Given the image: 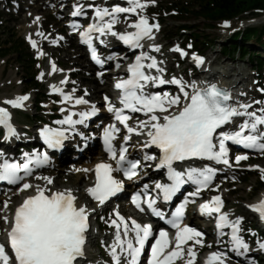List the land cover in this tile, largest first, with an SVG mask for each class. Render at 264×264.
<instances>
[{
  "label": "snow or ice",
  "instance_id": "snow-or-ice-1",
  "mask_svg": "<svg viewBox=\"0 0 264 264\" xmlns=\"http://www.w3.org/2000/svg\"><path fill=\"white\" fill-rule=\"evenodd\" d=\"M127 7L116 5L111 9L89 4V8L94 9L93 22L80 32L85 44L92 47V58L97 63L103 64L95 45L94 39H99L101 44L105 43L102 37L111 35L118 38L125 45L132 49H141L139 55L135 57L133 63L128 65L130 75L127 79L116 82L115 88L120 90L118 97L121 107L114 105L109 97L105 96L107 109L114 115V122L106 126L103 130V142L106 151L112 160L116 162V168L111 163L101 162L95 166V184L86 191L100 204L105 203L111 196L121 191L123 184L113 175L116 170H122L129 179L137 175L139 160H129L127 157V147L121 144L117 149L114 141L120 132L117 123L122 124L129 134H146L148 139L145 147L155 146L159 152V163L157 169H167V178L170 183L155 182V188L162 193V199L169 202L188 183L196 185V191L190 195H199L202 189H207L214 178L216 169L210 166L203 168L189 167L187 170H178L177 162H184L193 159L216 161L225 165L230 164L229 143L235 146H242L246 150H254L264 155V107L258 111L250 109L251 103H238L233 101L230 92L211 84L206 88H199L195 84L187 85L182 79L173 77L165 80L159 62L154 56L143 51L145 39H154V30L159 29L158 23H150L149 17L144 10L149 4H154L155 0H126ZM135 14L137 19L129 27L133 31L118 32L115 25L120 20V14ZM73 17L87 15L84 6L76 4ZM40 17H36L39 21ZM127 19V17H125ZM228 21L224 26H228ZM73 31H77L79 26L72 25ZM37 35L44 36V33L37 32ZM28 39L32 47L37 48V41L31 35ZM53 40L52 43H57ZM155 51L160 50L159 45H149ZM191 47V45H189ZM175 51L181 55L187 53L177 46ZM42 50L37 51V55H43ZM197 64H202L204 58L192 54ZM111 58V57H109ZM146 61H150L145 63ZM52 73L62 71L58 69L55 62L51 65ZM145 69L155 70L160 75H152ZM51 74V73H49ZM103 75V73H98ZM44 73L41 72L42 79ZM67 78L60 81L66 84ZM175 84L179 86L182 96L172 95L164 92H148L149 85ZM52 92L62 96L61 103L69 102L73 105L88 104L83 97H75L73 92L67 93L63 87L56 84L50 85ZM187 87H191L189 92ZM264 92V89H261ZM28 95L17 96L14 99L5 101L8 105L16 108L25 107V102L29 100ZM183 104L181 105V100ZM253 103H261L254 101ZM141 112L147 119L138 120L136 126L128 124L131 118L127 111ZM65 111V109H61ZM99 109L91 106L90 111L79 112V119L73 117L77 115L70 112L63 120L56 123L61 127L45 126L41 129L40 135L50 148H59L67 139L69 131H75V126L84 124L90 116L97 114ZM244 119L236 123L238 118ZM68 125V127H63ZM0 126L6 129V139L18 137L20 134L12 123V113L6 107H0ZM228 130H225V129ZM82 135V134H81ZM130 139L129 135L124 136V141ZM2 155V153H0ZM26 162L16 163L5 159L0 163V181H7L11 184H20L19 191L24 192L34 187V194L28 195L23 202L15 208L11 220L10 229L6 230L8 247L0 243V264H77L78 258L85 255L86 233L89 229V212L86 205H78V197L72 189L53 191L48 185L52 184L51 177H37L45 181V184L33 186L26 181V177L32 175L33 166L42 167L49 163L47 152H37L35 155L25 153ZM145 159H156L155 156H145ZM248 159L247 153L236 155L237 164ZM249 167L259 168L258 165ZM261 178L264 179V168H259ZM89 171V170H85ZM219 188V185H216ZM147 194L148 185L144 186ZM159 196L148 195L145 203L156 217H163L164 211L157 205ZM187 199L180 207L176 208L172 218L168 223L174 228V242L170 241L168 233L164 229L159 230V234L154 236L152 224H141L135 219L130 222L116 212L117 219L111 221L115 226V239L110 248V253L114 264H141V256L149 245L150 239L154 242L150 245L151 254L147 264H175L178 260H183L184 264H194L197 252L196 245H203V233L196 228L182 223L184 208ZM133 203L141 211V196L138 193L133 196ZM5 207L8 201L4 202ZM223 200L219 195H215L211 200H206L200 204L202 214L207 216L216 215V227L218 235L223 236L225 227L230 229L229 244L232 251L239 256H245L249 249V244L240 234L241 221L243 217L230 219L228 212H223ZM249 208L257 212L264 220V199L258 203L248 205ZM5 222L8 217L4 216ZM131 234V235H130ZM189 241L194 243L189 244ZM220 242L219 240L217 241ZM259 247L264 249V242L257 241ZM226 253L214 251L209 253L205 264H225Z\"/></svg>",
  "mask_w": 264,
  "mask_h": 264
},
{
  "label": "rangeland",
  "instance_id": "rangeland-1",
  "mask_svg": "<svg viewBox=\"0 0 264 264\" xmlns=\"http://www.w3.org/2000/svg\"><path fill=\"white\" fill-rule=\"evenodd\" d=\"M49 2V0H0V11L3 12L0 17V40H9L12 42L17 39H23L28 42V34L35 36L34 38L38 42L45 40L42 47L39 45L38 48L32 51L37 62L33 65L31 70L40 86H30L29 79L32 76V72L30 70L28 71L26 63L19 61L17 54H12L4 58L0 57V106L9 107L10 105H4L6 98L14 97L15 93L20 90L21 96H31V101L28 103L29 106L22 111H17L15 117L18 122V131L20 135H22L21 140L24 144H26L27 140L32 138L29 134H32L35 128L39 126V123H36L37 118L47 116V119H49L50 114H54V109H56L58 105L53 98H44L40 105L43 108L42 113L37 110L41 92L48 93L50 84L53 85V81L59 80L63 76L62 71L54 76L48 74L52 62L58 64L59 69H62L65 73L67 71L69 72L72 76L70 79L72 83H76V86L80 89L89 90L92 92V95L97 96V98L100 99L101 91L108 90L107 83H98L94 75L90 73V69L87 68L86 60L88 58L86 57L85 50L82 47H78L74 37L68 34L65 23L68 9H64L58 13L56 9H51L53 5H49ZM163 3H166V6H170L174 3H179L178 6H181L180 4L187 6L185 4L188 3L193 6L194 0H155L154 4H149L144 10L145 14L151 20L160 21L159 18L154 15L149 16L148 13L155 8L156 4L161 5ZM36 17H40L39 21H41L38 26L34 25L35 22H37ZM132 19L134 18L127 19L126 25L129 24ZM248 20H256L257 23L248 26L244 25V22ZM232 22L233 25L231 27H221V21H217L213 25H208V23L204 22L203 18L198 17L195 13L181 14V10L178 12V10L174 8L167 10V12L162 15L163 25L159 35L161 53L167 58L165 64L170 73L177 74L178 70H182L184 77L188 79L192 78L194 80L199 78V72L195 73L191 71V63H180L178 51L174 50L176 44L182 39H193V41H195L188 30H184L183 32L180 28L181 25L186 23L191 25L193 27L192 31L196 32V34H200V36L204 38L203 40L205 43L208 44L205 54L208 55L210 63L215 56H220L221 62H216V64H213V67L216 69L225 68V70L227 69L226 67L232 68L233 70L230 72L239 75V79L243 81L239 87L242 89L240 93H242L241 95L245 97L248 103L252 104L250 111H252L253 108H258L259 110L264 106V92L261 91V89H264V86L258 87L257 80L262 81L263 79H258L257 67H253L248 58L245 60L238 57L232 59L220 55V43L223 41L226 42L234 29L238 31L249 26L257 28L263 27L264 11L257 12L254 15L246 14L245 16L232 20ZM34 32H42L44 36H39L37 34L33 35ZM166 33H168L169 36L164 38V34ZM180 34L184 35L180 37ZM171 36L172 38H170ZM59 37H62V39H59L57 43H52L53 40H57ZM169 38L170 40H167ZM255 43L252 44V48L264 59V48L261 42L259 44ZM211 46H214V50ZM38 50H42L44 54L38 56ZM184 70L188 73L187 75ZM41 72L44 73L42 79L40 78ZM262 74H264V71ZM254 101L262 102L263 106H256L258 103H253ZM1 143H3V139L0 137V144ZM96 145H98L97 141ZM74 149L75 147L73 146L71 150L74 151ZM250 157V163H252V165L264 166V155L253 153L250 154ZM95 161L93 148L88 150L83 158L78 161H73L70 157L64 156L54 169L49 170V173L52 174L53 177V187L63 190L76 187L84 193V188L91 183V173L85 170H90L87 169V166H91ZM247 164L249 163H244L239 169L245 170ZM258 178L261 179L260 174L252 176L248 182H237V173L234 171L231 174V178L227 180V183L222 184L221 189V193L227 201L228 211L235 218L243 217L241 222L244 225L248 237L252 235V232H250L251 229L259 227V223L255 216H253L247 208L248 204H252L253 201L258 200L263 195V189H258L257 191L259 184ZM35 181L36 184L45 182L38 178ZM231 189H235L236 193L232 194L230 191ZM16 192V190L5 191L0 195V223L4 222V211L9 209L13 202L18 203L20 201L21 196L20 194H15ZM5 201H8L9 207H5ZM189 220H191V217ZM102 221L103 217L101 216L98 218L97 222L100 223ZM97 232L98 230L96 228L92 231L93 234ZM109 233L110 231L107 229L102 238H94L92 243L96 244L102 241V239L105 241ZM208 241H212L213 247L217 244L215 238L211 236L208 238ZM98 247L99 248L94 247L92 254H96L98 260L104 262V260L109 258V255L107 252L101 251L104 247L103 244H100ZM205 253L197 256L198 261L196 264H203ZM261 264H264V260Z\"/></svg>",
  "mask_w": 264,
  "mask_h": 264
},
{
  "label": "trees",
  "instance_id": "trees-1",
  "mask_svg": "<svg viewBox=\"0 0 264 264\" xmlns=\"http://www.w3.org/2000/svg\"><path fill=\"white\" fill-rule=\"evenodd\" d=\"M179 3H174L170 6H166V3L159 5V8L155 10L158 15H162L163 12L170 9L181 10V14H197L198 17L203 18L204 22L208 25H213L215 22L223 19H234L236 17L245 16L246 14L254 15L256 12L264 11V0H194V5L191 6L185 4L184 6H178ZM189 7V8H188ZM182 30H190L193 27L189 24H183L180 26ZM182 35V34H181ZM192 37L195 39V48L205 51L207 44L203 40L204 38L196 32H191ZM165 36H169L168 33ZM257 36V37H256ZM172 37V36H171ZM170 37V38H171ZM256 40L254 41V38ZM256 42V43H255ZM261 42L264 48V26L261 28L248 27L245 30L230 36L226 42L221 44V51L225 57L235 59L236 56L241 59L248 58L252 64L256 65L258 70L264 69V59L253 48L252 44H259ZM12 54H17L19 61L26 63L28 71L32 72V67L35 64L32 52L29 46L23 39H17L12 42L9 40H0V57L4 58ZM29 84L32 87L40 86L38 81L32 76L29 79ZM46 96L43 92L40 94V98ZM40 103V102H39ZM40 106L37 105V109L41 112ZM40 118H38L39 120ZM252 173L244 172L241 174V181L248 182ZM259 182V188L264 187V182ZM258 188V189H259Z\"/></svg>",
  "mask_w": 264,
  "mask_h": 264
},
{
  "label": "bare ground",
  "instance_id": "bare-ground-1",
  "mask_svg": "<svg viewBox=\"0 0 264 264\" xmlns=\"http://www.w3.org/2000/svg\"><path fill=\"white\" fill-rule=\"evenodd\" d=\"M41 21H37V22H35V24L34 25H36V26H38V24L40 23ZM257 22H256V20H248V21H246V22H244V25H253V24H256ZM33 34H36V32H34ZM28 35H31V34H28ZM32 39H34V38H32ZM44 42H45V40L43 41V40H41L40 42H39V44L40 45H43L44 44ZM49 73H51L50 75L52 76H54V75H57L58 73H60V71H56V72H54V73H52V68H50L49 70H48V74ZM206 73V72H205ZM67 73H65V74H63V76L59 79V80H56V81H53V84H56L57 86H60V87H63V86H66V85H68L69 84V80H68V78H69V76L70 75H66ZM218 75H220V76H223L225 79H227V81L225 82V83H228L229 85H230V87L234 90V92H235V99L233 100L234 102H238V103H245L246 101H245V98L241 95L242 93H240V91L242 90L241 88H239L240 86H241V84H242V79H239V75H236L235 73H228V72H225L224 74L223 73H221V72H219V74ZM65 78H67V83L66 84H63V85H61L60 84V81H62V80H64ZM201 78V77H200ZM53 80V79H52ZM51 85V84H50ZM98 88V87H97ZM50 89H51V87H50ZM108 89V88H107ZM17 96H21V90L20 91H18L17 93H15V95H14V97H10V98H6V100H8V99H14L15 97H17ZM30 99V98H29ZM4 105H8L7 103H4ZM11 106V105H10ZM25 106L26 107H28L29 106V104H28V101H26L25 102ZM3 107H7V106H3ZM84 111V110H83ZM69 145H72V143L71 142H69ZM77 154H79V153H77ZM93 165V164H92ZM88 168H89V166H87ZM88 176V175H87ZM27 182H30L31 184H33L34 186H35V179H30L29 181H27ZM43 184H45V182H42L40 185H43ZM52 186H53V183L52 184H50V185H48V187L49 188H52ZM72 190H73V192H74V194H76L77 195V197H78V205H85V202H88L89 200V195H88V192L87 191H85L84 190V193L78 188H76V187H72L71 188ZM31 193H34V187L33 188H31L30 190H28V191H24V192H20L19 191V189L17 190V192L15 193V194H20V196L22 197L24 194H31ZM19 196V195H18ZM262 199H264V194L262 195V197H260L258 200H256V201H253L252 202V204H254V203H257V202H259L260 200H262ZM88 209V208H87ZM90 211V209H88V212ZM8 212H9V210H5L4 211V215L5 216H9V214H8Z\"/></svg>",
  "mask_w": 264,
  "mask_h": 264
}]
</instances>
